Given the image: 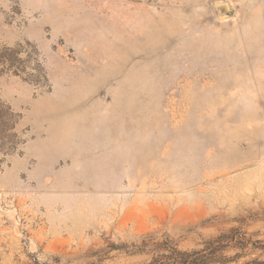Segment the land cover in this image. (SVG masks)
<instances>
[{"label": "rangeland", "instance_id": "rangeland-1", "mask_svg": "<svg viewBox=\"0 0 264 264\" xmlns=\"http://www.w3.org/2000/svg\"><path fill=\"white\" fill-rule=\"evenodd\" d=\"M170 247L264 264V0H0V264Z\"/></svg>", "mask_w": 264, "mask_h": 264}, {"label": "trees", "instance_id": "trees-1", "mask_svg": "<svg viewBox=\"0 0 264 264\" xmlns=\"http://www.w3.org/2000/svg\"><path fill=\"white\" fill-rule=\"evenodd\" d=\"M200 256V252L186 253L170 247L166 254L153 258L149 264H199L204 259Z\"/></svg>", "mask_w": 264, "mask_h": 264}]
</instances>
